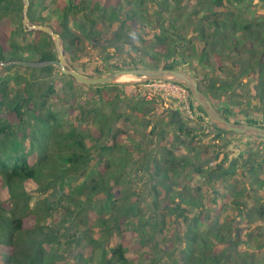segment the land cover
<instances>
[{
    "label": "trees",
    "instance_id": "16d2710c",
    "mask_svg": "<svg viewBox=\"0 0 264 264\" xmlns=\"http://www.w3.org/2000/svg\"><path fill=\"white\" fill-rule=\"evenodd\" d=\"M242 1L264 4V0H30L28 15L32 24L56 29L70 64L75 63V55L81 54L84 44H100L106 50L109 41L123 49L132 40H141L153 44L165 59L170 58L164 64L154 62L150 57L156 53L139 45V61L130 56L127 62H115V53L106 52L93 72L83 71L86 75L148 67L184 69L197 77L216 105L222 91L235 90V82L228 78L206 82L196 68L189 66V60L195 57L206 66L210 62L223 64L225 57L219 52L242 47L247 40L251 42L249 54L260 50L264 60V14L258 17L260 20H241L231 5ZM151 4L175 12L184 23L190 22L182 25H188L190 36L194 30L204 43L198 42L196 55L187 38L182 51L170 44L165 32L146 39ZM24 11L23 0H0V60L58 59L51 35L38 29L26 30ZM27 35L33 37L31 42H17V36ZM260 63L263 65V61ZM17 67L40 76H51L58 69L55 65H0V264H61L64 257L58 258L57 253L67 244L72 248L69 255L77 261L71 263L65 258L71 264H264V251H249L239 236L248 222H254L257 216L264 219V164L254 161L256 153L245 174L237 179L223 175L201 194L203 188H194L190 182L194 175H211L210 167L203 164L206 157L219 159L221 150L227 148L232 154L240 151L232 150V145L216 149L215 144L210 151L201 148L194 140L204 133H195V127L179 123L174 126L177 128L171 142L162 145L158 154L145 166L137 167L134 174L127 172L130 178L144 179L140 174L147 171V198L119 203L114 191L125 169L134 163L131 147L122 141L128 136L122 123L129 122L117 106L122 96L118 90L123 86L91 85L97 88L95 96L100 104L85 109L81 106L80 113L84 119L93 118L96 128L83 131L74 123L67 129L65 113L48 104L54 84L49 83V90L41 92L35 80L21 83L7 74ZM262 83L264 93V77ZM105 87L115 91L110 94ZM191 100L195 121L211 131L246 140L240 145H250L249 139L264 141L263 137L219 129L192 95ZM144 103L151 101L146 99ZM137 110L146 116L153 111L142 104ZM232 110L226 106L219 111L229 120L264 127V113L251 116L240 109L238 113L243 116L234 117ZM108 136L110 141L102 142ZM133 138L139 144L140 138ZM184 178L187 193L181 189L180 180ZM56 187L60 190L56 200L45 196L34 201L37 191L44 194ZM134 195L139 199L140 192ZM129 251L138 255L139 263L132 262Z\"/></svg>",
    "mask_w": 264,
    "mask_h": 264
},
{
    "label": "rangeland",
    "instance_id": "374dc122",
    "mask_svg": "<svg viewBox=\"0 0 264 264\" xmlns=\"http://www.w3.org/2000/svg\"><path fill=\"white\" fill-rule=\"evenodd\" d=\"M231 7L232 10L240 16L241 20L244 21L253 19L260 20L258 17H260L261 14H264V4L257 1L234 2ZM149 10L151 13L149 17L151 22L147 26L145 25L147 27V32L144 33L147 40L151 39L155 33L165 32L170 36V44L175 48L179 47V49H181L180 51H182L183 47H186V41L188 40L187 44L195 52V55L197 53L199 44L198 42H201L204 45V43L197 36L198 34H195L194 30L192 32L194 34L190 36V27L188 25H182V23H184V19L176 18L175 12L166 11L164 8L162 9L156 4H151ZM181 25L183 27H181ZM113 27L116 28L117 24H114ZM29 30L31 29L27 27V31ZM106 36L110 37V32H107ZM185 38H187V40ZM16 40L18 43L25 45L26 43L31 42L33 37L28 35L17 36ZM250 43L251 42L248 43L247 40L246 44L242 47L233 48L227 51L221 50L219 53L222 54V57L223 55L225 57L223 58V64L218 62H210L206 66L205 64L199 63L195 57L189 60V66L196 68V71L200 77L209 83L211 81L219 80L220 78H225L219 72L221 71L220 67L224 72L227 73L236 71L237 75H241L248 70H252L254 72L253 74L247 73L244 75L242 80L245 82V84L239 86L241 89L237 87L235 90L222 91L221 100L217 101L218 103H216L220 111H222V109L226 106L231 107L233 109L232 112L234 111L232 113L234 117L243 116L238 113L240 109H245V114L251 116L258 112L264 113V100L262 98L264 93L260 89V86L263 84L262 79L264 76H259V74L257 75L258 71H264V60H262L263 55L261 54L260 50L255 51L253 56L252 54H249L248 49ZM53 44L55 45V42ZM47 45L49 47L52 46V44L49 42ZM84 45L85 46H82L83 50L81 54L77 53L75 55V63L70 64L68 62L71 68L82 73L83 71L90 73L93 72L95 68L100 63H102L106 52L115 53V58L113 59L115 62H127L129 61L128 59L130 56H133L134 59L139 61L141 58L140 55H138L141 50L138 51L137 49L139 45L143 47L146 46V49L149 47L150 52H157L153 44L147 45L141 40H132L123 49L116 48L115 44H112L111 41L105 45L108 47L106 50H102L100 44H92L91 46L87 44ZM212 48L216 49L217 47L212 46ZM158 53L150 57L154 59V62L164 64L166 61L170 60V58L167 60L163 55H159ZM141 54L143 53L141 52ZM261 61H263V65H261ZM107 68L109 70L111 69L110 67ZM7 74L11 77L13 76L15 79L20 80L21 83L28 79H31L32 81L35 80L37 85L40 86L39 90L41 92L49 90L47 88L48 84L53 83L55 88L54 92L49 93L48 104L53 106V109L59 113H65L63 116H65L67 119V129H70L74 123L77 124V128L79 130L83 131H90L96 128V124L92 122L93 118L91 120L90 116L89 118L86 116L84 119L85 116H81L80 113L81 106L83 109H85L91 106L98 107L100 104L99 98L95 96L97 91L96 86L86 88L82 85V83L80 84V82L75 83L71 80L70 75L64 74L59 68L56 69V71L51 74V76H40V74H34L33 71L29 69L19 67L11 69ZM228 80L232 82L231 79L228 78ZM122 86L123 87L119 88L118 90L122 96L119 97L117 106H119V111L123 113L127 119H129V122L122 123L124 124L122 128L125 129L128 135L122 139V141H124L123 143L128 145V147H131L132 151H130V153L133 155L131 156V160H133L134 163L125 169L126 174L124 173L122 176L120 175L121 182L114 191L115 198L119 203H122L128 199L129 201L137 200L142 202L147 198L145 193V188L146 190L148 189L147 186L149 181V176L146 174L147 171L145 173L143 172L144 174H140L143 175V177H146L144 179H140V177L130 178L127 172H132V174H134L137 167L145 166L151 156L158 154L159 150L162 148V145L171 142V138L176 132L174 129L177 128V126L176 128L174 126H179V123H187L189 126L195 127V133H204L202 135L197 134V138L194 140L201 148L206 147L210 151L213 149V145L215 144L216 146L214 148L216 149H223V147L225 148L228 145H232V150L237 149V151L242 152V154H232L231 152L227 151L229 152V157L227 160H225L224 165L218 168V170L216 168L211 170V167L219 165L220 160H213L211 156L206 157V160L203 162V164L205 167H210L211 175L205 178H199L198 175H194L193 180L190 182V185L194 188H203V192H201V194L207 193L210 189L209 184H214L216 180L223 175H228L237 179L240 174L238 172L239 170L247 171L246 169L242 168V165L247 162L248 157L252 158L254 153H256V159H259L264 163V141L261 140V138L249 139L248 141L251 144L248 146L247 144L240 145L238 144L239 142H246V140L238 141L234 135L227 136L215 133L207 126L197 123L195 120H189L185 112L182 111L179 106H166L165 104L161 105L159 102H156L155 99L151 101V103L147 104L148 109H152L153 111L148 116H146V114H141L137 110L138 105H140L141 102L146 99L141 95L139 91V85L126 84ZM203 86L207 88L206 85ZM105 89L110 94L115 91L113 87H105ZM241 90L242 92L244 90L247 92L246 101H244L242 96L239 94ZM171 101L173 102L172 99ZM143 111L145 112V110ZM115 124L121 125L117 123ZM133 137L140 138L139 144H137L138 141L134 140ZM109 141L110 140L108 136L105 137L102 142L107 143ZM179 149L183 150L184 148L180 146ZM222 156L223 155L221 154V157ZM213 162L214 164L212 165ZM217 162L218 164H216ZM141 169L142 171L145 170L144 168ZM126 177L129 178L126 179ZM180 181L183 185L185 183V178ZM186 187V185H183L181 188L184 193H187L188 191ZM134 192H140L139 199L137 195H134ZM45 196H48L49 199L54 201L60 196V190L58 187H56L55 189H52L44 194H41L39 191H37V193H35L34 201L36 202L38 197L45 198ZM248 223V225H244L241 228L239 233L241 241H245L242 246L244 248H248V250L251 252H263L264 219L257 216L254 222ZM117 241L121 242V239H117ZM60 250H58L57 257L59 258L60 255L64 257V260L61 264L77 263V261L74 260V262L72 260V256L69 255L72 251L71 246L69 247L67 244V246L62 249V252H60ZM128 257L132 260V262L139 263L138 255H135L132 251L128 252ZM65 258L71 263L67 262Z\"/></svg>",
    "mask_w": 264,
    "mask_h": 264
},
{
    "label": "water",
    "instance_id": "95a60500",
    "mask_svg": "<svg viewBox=\"0 0 264 264\" xmlns=\"http://www.w3.org/2000/svg\"><path fill=\"white\" fill-rule=\"evenodd\" d=\"M25 3L24 20L23 23L29 29L42 30L52 36L55 42L56 51L58 53V59H51L45 61H10L4 62L0 60V65H12L19 64L27 67H45L48 65L57 66L64 74L72 75L78 82L91 86L96 84H140L153 79L160 80H172L180 82L186 85L193 98L201 105L206 112L209 120L212 124L219 129L225 131H233L247 136H259L264 138V127L260 125H254L245 122H235L225 118L218 110L212 99L201 88L200 82L195 75L184 69L175 68H133L122 69L116 72L108 73L101 76L86 75L76 69L69 66L66 49L63 39L56 29L51 25L45 24H32L29 19L28 9L30 6V0H23ZM27 30V29H26ZM131 76L129 79L125 77Z\"/></svg>",
    "mask_w": 264,
    "mask_h": 264
},
{
    "label": "built area",
    "instance_id": "2783aa9c",
    "mask_svg": "<svg viewBox=\"0 0 264 264\" xmlns=\"http://www.w3.org/2000/svg\"><path fill=\"white\" fill-rule=\"evenodd\" d=\"M138 85L141 95L148 100L155 99L159 104L166 106H179L190 120H195L191 94L184 84L172 80L153 79Z\"/></svg>",
    "mask_w": 264,
    "mask_h": 264
},
{
    "label": "flooded vegetation",
    "instance_id": "af4514ba",
    "mask_svg": "<svg viewBox=\"0 0 264 264\" xmlns=\"http://www.w3.org/2000/svg\"><path fill=\"white\" fill-rule=\"evenodd\" d=\"M221 74H222V76L223 77H225V79L226 78H229V79H231L233 82H235V87H234V89H237V87L239 88V89H241L239 86L240 85H242V84H245V82L242 80V78L244 77V75H246L247 73H254L252 70H248V71H246V72H244V73H242L241 75H237L236 74V71L235 72H232V73H227V72H221V71H219ZM191 73V72H190ZM259 74V76H262L263 75V72L262 71H258V73H257V75ZM200 82V81H199ZM261 82V81H260ZM144 83V82H143ZM140 84H142V83H140ZM200 85H201V83H200ZM261 89V88H260ZM239 94L242 96V98H243V100L244 101H246L247 100V92L244 90L243 92H242V90L239 92ZM143 96V95H142ZM147 99V98H146ZM145 99V100H146ZM141 104L144 106V109H146V107H147V104L146 103H144V100H143V102H141ZM217 107V106H216ZM219 110V109H218ZM228 151V149H224L223 151H222V157L220 156V158L219 159H217V160H220L219 161V165H215V167H211V170H213V168H216L217 170H218V168H220V167H222L223 165H224V163H222V161L225 159V160H227V158L229 157V152H227ZM239 154H242V152H240ZM245 156V155H244ZM254 161H260V163H262V164H264L261 160H259V159H256V157H254ZM254 161L252 162L251 161V158L250 157H248L247 158V162H245L243 165H242V168L243 169H246V170H248V168H249V165L250 164H252V163H254ZM214 164V162L212 163V165ZM216 164H218V162L216 163ZM241 175H243V174H245V172L246 171H242V170H239L238 171ZM225 174H227V173H225ZM226 176H228V175H226Z\"/></svg>",
    "mask_w": 264,
    "mask_h": 264
},
{
    "label": "bare ground",
    "instance_id": "6f19581e",
    "mask_svg": "<svg viewBox=\"0 0 264 264\" xmlns=\"http://www.w3.org/2000/svg\"><path fill=\"white\" fill-rule=\"evenodd\" d=\"M131 76H127V77H125V79H129Z\"/></svg>",
    "mask_w": 264,
    "mask_h": 264
}]
</instances>
